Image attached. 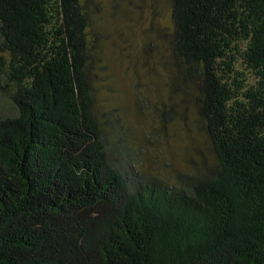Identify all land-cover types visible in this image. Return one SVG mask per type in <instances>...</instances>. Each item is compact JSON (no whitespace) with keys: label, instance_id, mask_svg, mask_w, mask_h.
Instances as JSON below:
<instances>
[{"label":"trees","instance_id":"trees-1","mask_svg":"<svg viewBox=\"0 0 264 264\" xmlns=\"http://www.w3.org/2000/svg\"><path fill=\"white\" fill-rule=\"evenodd\" d=\"M88 0H0V264H264V0H173L214 163L169 183L97 112Z\"/></svg>","mask_w":264,"mask_h":264},{"label":"rangeland","instance_id":"rangeland-1","mask_svg":"<svg viewBox=\"0 0 264 264\" xmlns=\"http://www.w3.org/2000/svg\"><path fill=\"white\" fill-rule=\"evenodd\" d=\"M87 8L97 112L111 141L169 183L203 174L214 154L198 86L173 50V0H88Z\"/></svg>","mask_w":264,"mask_h":264}]
</instances>
